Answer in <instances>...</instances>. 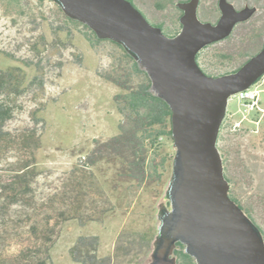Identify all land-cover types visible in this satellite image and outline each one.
Returning <instances> with one entry per match:
<instances>
[{
  "label": "rangeland",
  "instance_id": "374dc122",
  "mask_svg": "<svg viewBox=\"0 0 264 264\" xmlns=\"http://www.w3.org/2000/svg\"><path fill=\"white\" fill-rule=\"evenodd\" d=\"M128 1L151 25L178 30L176 4L184 0ZM217 1L198 0L200 21H217ZM227 1L254 12L229 39L198 52L197 65L214 77L239 68L264 42V0ZM91 33L49 0H0V264H79L69 253L78 239L93 240L103 264L148 258L172 139L154 158H165L160 177L143 183L95 150L121 121L118 89L101 75L128 59L94 33L91 45ZM248 90L257 93V109L230 97L216 146L233 194L264 230V74Z\"/></svg>",
  "mask_w": 264,
  "mask_h": 264
},
{
  "label": "water",
  "instance_id": "95a60500",
  "mask_svg": "<svg viewBox=\"0 0 264 264\" xmlns=\"http://www.w3.org/2000/svg\"><path fill=\"white\" fill-rule=\"evenodd\" d=\"M49 1L96 38L119 44L170 110L174 156L145 264H175L177 243L194 264H264L263 237L228 198L216 146L229 98L264 74V42L237 70L216 77L203 73L195 59L201 49L224 40L236 24L248 20L254 8L235 10L227 0H218L220 16L212 24L199 20L198 0L180 2L181 28L167 37L128 0Z\"/></svg>",
  "mask_w": 264,
  "mask_h": 264
},
{
  "label": "trees",
  "instance_id": "16d2710c",
  "mask_svg": "<svg viewBox=\"0 0 264 264\" xmlns=\"http://www.w3.org/2000/svg\"><path fill=\"white\" fill-rule=\"evenodd\" d=\"M237 25L234 26L230 35L224 40L230 38ZM93 36V33H91V37L85 35L91 45ZM198 55L199 53L196 55V59ZM124 57L128 59L126 63L113 62L110 71L101 75L106 82L118 89V93L113 97L115 107L121 116V121L118 124V134L103 143L96 142L95 146L97 145L103 149L100 151L98 147H95V150L99 153H109L114 159H118L122 163L124 173L129 178L143 183L148 178L158 179L161 175L158 172V167H163L162 162L165 161V158L162 157V162L159 164L155 163L154 158L159 153L158 149L161 146V141L163 139L171 140V113L166 103L153 94L146 73L126 54H124ZM207 75L214 77V75L208 73ZM2 115L3 113L0 112V119L3 117ZM227 182L230 185V180L227 179ZM228 198L244 211L247 217L257 226L264 241V230L256 223L250 213L242 208L235 195L230 194L228 191ZM90 240L78 239L74 243L69 250L72 259L79 264H103L104 260L96 259V244L93 240L89 242ZM176 245L180 246L178 243ZM185 257L191 258L187 254ZM37 264L45 263L40 261Z\"/></svg>",
  "mask_w": 264,
  "mask_h": 264
},
{
  "label": "flooded vegetation",
  "instance_id": "af4514ba",
  "mask_svg": "<svg viewBox=\"0 0 264 264\" xmlns=\"http://www.w3.org/2000/svg\"><path fill=\"white\" fill-rule=\"evenodd\" d=\"M186 1H188V0H184V2H186ZM130 3H132V2H130ZM135 7V6H134ZM178 11H179V16H178V19H179V17L181 16V14H182V11L181 10H179L178 9ZM197 11H198V7H197ZM198 13V12H197ZM198 15V14H197ZM153 26H155V27H158L160 30H161V32L164 34V35H166L167 37H172V36H174V35H176L178 32H179V30H180V28H181V26H180V24H179V28H178V30L177 31H175V32H173V33H169V32H166L165 31V29L162 27V26H159V25H155V24H152ZM198 63V62H197ZM203 71V70H202ZM203 73H205L204 71H203ZM206 74V73H205ZM207 75V74H206ZM224 120V119H223ZM222 120V121H223ZM222 126V123H221V125H220V127ZM225 178H226V176H225ZM226 180H227V178H226ZM228 191H229V193L230 194H233V190H232V188H231V186L229 185V189H228ZM186 256V254H184V252H183V246H179L176 250H175V253H174V257H175V264H193V261H192V259L191 258H189V257H185Z\"/></svg>",
  "mask_w": 264,
  "mask_h": 264
},
{
  "label": "built area",
  "instance_id": "2783aa9c",
  "mask_svg": "<svg viewBox=\"0 0 264 264\" xmlns=\"http://www.w3.org/2000/svg\"><path fill=\"white\" fill-rule=\"evenodd\" d=\"M238 98L240 100H243L244 102H247V106L251 109H257L258 107V98H257V93L252 92L250 90H245L242 92L237 93Z\"/></svg>",
  "mask_w": 264,
  "mask_h": 264
}]
</instances>
